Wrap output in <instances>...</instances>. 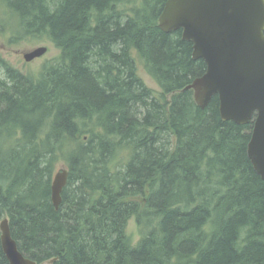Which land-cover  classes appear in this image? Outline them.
Returning <instances> with one entry per match:
<instances>
[{"label":"trees","instance_id":"1","mask_svg":"<svg viewBox=\"0 0 264 264\" xmlns=\"http://www.w3.org/2000/svg\"><path fill=\"white\" fill-rule=\"evenodd\" d=\"M167 1L0 0L11 44L60 50L37 74L0 54V221L27 258L264 264V181L248 156L254 122L223 121L218 96L196 104L187 87L207 65L181 31L160 28ZM60 162L68 183L57 210ZM0 264H10L1 231Z\"/></svg>","mask_w":264,"mask_h":264},{"label":"water","instance_id":"2","mask_svg":"<svg viewBox=\"0 0 264 264\" xmlns=\"http://www.w3.org/2000/svg\"><path fill=\"white\" fill-rule=\"evenodd\" d=\"M159 26L165 33L182 31V39L193 44V59L207 65L205 74L187 87L196 104L205 109L218 96L223 121L254 122L248 156L264 181V0H168ZM47 51L38 47L24 60L32 62ZM67 183L68 170L61 169L52 184L57 210ZM0 231L10 264H37L19 250L8 219Z\"/></svg>","mask_w":264,"mask_h":264},{"label":"rangeland","instance_id":"3","mask_svg":"<svg viewBox=\"0 0 264 264\" xmlns=\"http://www.w3.org/2000/svg\"><path fill=\"white\" fill-rule=\"evenodd\" d=\"M45 46L47 47V53L39 59L32 62H26L24 60V55L33 51L34 49ZM0 54L5 58L11 65L22 70L23 72H29L32 74H37L41 71L42 67L49 61L57 58L60 55V50L57 49L50 42H37L33 40L21 41L17 44H11L5 36L0 34ZM139 75L144 80V82L156 92H160L161 89L157 83L151 78L146 72L141 63H139ZM63 168H66L63 162L58 165L57 172ZM6 218H3L4 220ZM2 221H0L1 224ZM128 234L134 243L138 242L141 238L138 226L135 219H132L128 224Z\"/></svg>","mask_w":264,"mask_h":264},{"label":"flooded vegetation","instance_id":"4","mask_svg":"<svg viewBox=\"0 0 264 264\" xmlns=\"http://www.w3.org/2000/svg\"><path fill=\"white\" fill-rule=\"evenodd\" d=\"M181 33H182V31H181ZM34 261V260H33ZM36 262V261H35ZM37 264H39V263H37Z\"/></svg>","mask_w":264,"mask_h":264},{"label":"bare ground","instance_id":"5","mask_svg":"<svg viewBox=\"0 0 264 264\" xmlns=\"http://www.w3.org/2000/svg\"><path fill=\"white\" fill-rule=\"evenodd\" d=\"M52 190V189H51ZM52 194V193H51Z\"/></svg>","mask_w":264,"mask_h":264}]
</instances>
